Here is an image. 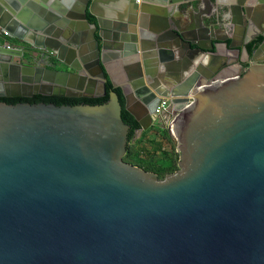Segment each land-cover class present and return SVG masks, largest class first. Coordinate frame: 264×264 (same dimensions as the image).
<instances>
[{
    "label": "water",
    "instance_id": "1",
    "mask_svg": "<svg viewBox=\"0 0 264 264\" xmlns=\"http://www.w3.org/2000/svg\"><path fill=\"white\" fill-rule=\"evenodd\" d=\"M185 1L0 0V98L104 97L107 73L138 134L169 100L179 154L161 180L125 162L113 90L96 105L0 102V264H264V15L254 0H199L210 7L179 26ZM223 48L245 53L242 75L224 71ZM132 101L153 105L148 122Z\"/></svg>",
    "mask_w": 264,
    "mask_h": 264
},
{
    "label": "trees",
    "instance_id": "2",
    "mask_svg": "<svg viewBox=\"0 0 264 264\" xmlns=\"http://www.w3.org/2000/svg\"><path fill=\"white\" fill-rule=\"evenodd\" d=\"M87 20L90 23H95V17L92 16L88 11L86 12ZM261 41V37L255 42L248 45L249 54L252 53L253 49ZM25 60L29 61L31 57V52L25 54ZM57 62V61H56ZM107 78L106 82V91L107 94L104 97L99 98H89V97H79V98H70V97H59V96H41L34 95L32 98H0V102H6L7 104H16L20 102H29L31 104L43 102L45 104L53 103L54 105H78V104H89L96 105L105 103L108 100V94L111 90L115 91L119 97V101L122 105L121 118L125 124L130 127L128 133V143L127 150L123 160L132 165L138 166L147 172L155 173L159 180L163 179L167 174L175 172L178 162L179 154L176 152V146L173 142V139L170 137L169 133L166 130L156 128H149L146 131H143L139 137H137V131L140 129L139 123L135 118L126 110V101L121 88H113L112 83L108 77V74L105 73ZM156 130L158 134L166 141L170 146L169 150H165L162 147L161 142L159 143L155 139L149 140V147H145L144 143L147 134Z\"/></svg>",
    "mask_w": 264,
    "mask_h": 264
},
{
    "label": "crops",
    "instance_id": "3",
    "mask_svg": "<svg viewBox=\"0 0 264 264\" xmlns=\"http://www.w3.org/2000/svg\"><path fill=\"white\" fill-rule=\"evenodd\" d=\"M210 1H213V0H210ZM223 1H225L227 3L230 2V0H223ZM138 2H139L138 3L139 6H142V3L140 1H138ZM261 4L263 5V3H261ZM261 4L259 3V0H254V2H253V8L254 9H253L252 14H253V17L255 16L254 17L255 19L254 18L253 19L258 21V22H259V15H264V6H261ZM176 6H177V9L175 10V15H173L174 22L177 25H179V26H184L186 24V22H187V19H188L187 15L184 14V12L186 10L191 9V7H193L195 10L198 7L201 8L202 10H206L208 7H210V4H208V2L202 3L199 0H186L183 3H181V2L176 3ZM213 12H215L216 22L219 25V27H220V25H223L224 30L226 29L227 32L230 33L229 36H231V37L233 36L235 38V42L237 44H239L240 40L242 38L241 34L239 33L240 31L238 33H236V31L233 32L232 29H231L230 23L228 22V23L222 24L221 20L218 17L219 13L215 9H214ZM75 13H77V11ZM138 13H139V11H138ZM161 14L162 13L159 12V11L155 12L156 17L151 16L150 14H148L145 22H146V25L149 27V29L154 27V22L157 20L158 17L160 18L162 16ZM222 17L224 18L223 21H227L226 17L229 18L230 16L228 14L223 13ZM76 18H77V16L71 17L72 20H76ZM0 42L1 43L2 42H8L5 39V37H4V35H3L1 30H0ZM229 43H230V41H229ZM22 46H23L24 50L25 49H29V47H27V45H22ZM221 53L223 54V56H225V59L227 60V63L231 64V66L228 67L227 69H225L224 71H226L227 73H231L232 74V72H233L232 68H237L238 67V63H236L237 60H238L237 53L235 51H226L224 48L222 49ZM177 54H178V52L176 53V57L178 56ZM185 55L187 56V54H185ZM239 58H240L241 62L245 61L246 60L245 53H242V55ZM196 62H198V63L201 62L203 64V66L205 67V69L209 68V66H210L209 55L202 56ZM207 70L211 71L213 69L209 68ZM115 76H116V78L118 80H120L121 83L126 81V74L124 72H122V71H121V73L117 72L115 74ZM160 81H161V84H163V81L162 80H160ZM166 85L168 86L169 83L166 84Z\"/></svg>",
    "mask_w": 264,
    "mask_h": 264
},
{
    "label": "built area",
    "instance_id": "4",
    "mask_svg": "<svg viewBox=\"0 0 264 264\" xmlns=\"http://www.w3.org/2000/svg\"><path fill=\"white\" fill-rule=\"evenodd\" d=\"M169 103L170 102L167 98H162L160 100L152 115V122L153 126L166 130L171 137H174L172 126L178 117V113H172L169 111Z\"/></svg>",
    "mask_w": 264,
    "mask_h": 264
},
{
    "label": "flooded vegetation",
    "instance_id": "5",
    "mask_svg": "<svg viewBox=\"0 0 264 264\" xmlns=\"http://www.w3.org/2000/svg\"><path fill=\"white\" fill-rule=\"evenodd\" d=\"M261 42H262V38H261V41L258 43V45H260L261 44ZM236 43V42H235ZM251 44V43H250ZM250 44H248V45H250ZM248 45L246 46L247 47V50H248ZM257 45V46H258ZM256 49V47L253 49V51ZM253 51H252V53H253ZM249 53V52H248ZM252 53L250 54V55H252ZM264 55H261V57H263ZM54 57L53 56H50L49 57V59L47 60V62H48V64L49 65H51L52 67H51V69H56V70H62V71H68V68L67 67H65V66H63V65H60V64H56V63H54V59H53ZM247 58H246V60L245 61H243V62H241V63H238V61L236 62V63H238V67L237 68H232V70L234 71H236L237 70V73H239V74H243L247 69H248V65H246V62H247ZM58 65H59V67H58ZM231 66V64L228 66V67H230ZM93 94H96V93H93ZM33 97V96H32ZM32 97H30V98H32ZM8 99H12V98H8ZM150 102H151V104H152V102H154V100H150ZM130 108H131V110L133 111V112H135V113H139V111L140 112H142L141 113V118H142V120H144L145 122L147 121L148 122V118H149V116H151L150 114H151V110H153V105H151V106H148V107H143L142 106V109H140V110H138V106H137V104H136V102H134V101H132L131 102V104H130ZM147 119V120H146ZM151 127H153V126H151Z\"/></svg>",
    "mask_w": 264,
    "mask_h": 264
},
{
    "label": "rangeland",
    "instance_id": "6",
    "mask_svg": "<svg viewBox=\"0 0 264 264\" xmlns=\"http://www.w3.org/2000/svg\"><path fill=\"white\" fill-rule=\"evenodd\" d=\"M54 60V63H56L57 64V62H56V59L55 58H53ZM58 67H59V65H58ZM151 128H153V127H151ZM156 128H158V127H156ZM139 135L140 134H138L137 133V137H139ZM171 137V136H170ZM172 139H174V137H171ZM152 139H155L156 141H158L159 143L161 142V144H162V147L165 149V150H169V145L166 143V141L165 140H163V138L158 134V132L156 131V130H152V131H150L148 134H147V136H146V138H145V143H144V146L145 147H149L150 145L148 144V142H149V140H152ZM174 142V141H173Z\"/></svg>",
    "mask_w": 264,
    "mask_h": 264
}]
</instances>
